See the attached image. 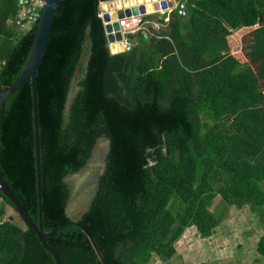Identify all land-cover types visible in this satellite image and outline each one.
Wrapping results in <instances>:
<instances>
[{
  "label": "trees",
  "instance_id": "trees-1",
  "mask_svg": "<svg viewBox=\"0 0 264 264\" xmlns=\"http://www.w3.org/2000/svg\"><path fill=\"white\" fill-rule=\"evenodd\" d=\"M183 1L184 16L173 8L141 15L147 25L116 53L95 0H60L53 13L34 102L40 227L62 226L44 238L61 264H101L81 228L105 264H152L174 255L187 227L212 234L216 196L225 206L264 205V0ZM14 11L15 0H0V88L19 74L36 26L14 39ZM240 28H247L238 41L243 66L228 42ZM100 136L108 142L102 172L71 220L63 179L85 164ZM0 174L37 225L29 80L3 104ZM0 195L1 218L4 205L15 209ZM9 216L0 221V264H55L35 233ZM255 251L264 264V232Z\"/></svg>",
  "mask_w": 264,
  "mask_h": 264
},
{
  "label": "rangeland",
  "instance_id": "rangeland-1",
  "mask_svg": "<svg viewBox=\"0 0 264 264\" xmlns=\"http://www.w3.org/2000/svg\"><path fill=\"white\" fill-rule=\"evenodd\" d=\"M171 5L172 1L169 0L168 6ZM168 11L165 9L160 12ZM146 25V22L142 23V26ZM12 28L13 38L17 39L29 28V24H25L20 29ZM246 29L232 30L228 36L230 52L237 58L240 66L245 64V60L238 49V41ZM85 47L86 43L83 50ZM85 57V55L81 57L82 66ZM80 76L76 74L70 82L66 105L77 89ZM124 96L122 94L121 98L124 99ZM107 146L106 137H98L85 164L78 171L66 175L63 179L68 188L65 212L71 220L79 217L91 199L97 178L103 169ZM171 199L174 197L172 196ZM4 207L7 215H11L15 220L19 219L11 207L8 205ZM210 208L214 210L213 212L219 219L218 225L210 236L201 238L194 226L187 227L174 243V255L165 262L154 259L152 264H262L261 255L255 251V242L264 232V205L259 207L243 205L241 208L225 206L220 197L216 196Z\"/></svg>",
  "mask_w": 264,
  "mask_h": 264
},
{
  "label": "water",
  "instance_id": "water-1",
  "mask_svg": "<svg viewBox=\"0 0 264 264\" xmlns=\"http://www.w3.org/2000/svg\"><path fill=\"white\" fill-rule=\"evenodd\" d=\"M96 1V7L95 9L98 11V6L100 4H106L109 3L112 5V9L110 11H106L107 13H113V20L114 24L116 26V31L118 33V38L113 40L110 39L106 32V25H109L110 22L106 21L107 19H104L101 16V10L99 9L98 16L101 18L103 30L105 33L106 41L108 44V49L110 53H116L123 51V46L121 42V34L119 31V28L116 23V19L120 18L122 16H129L139 13H132V14H126L125 10L131 7L137 6V0H95ZM60 0H46L45 4L41 10V13L39 15V18L36 22L33 38L31 41V44L29 46V49L27 51L25 62L19 72V74L15 77V79L7 86L0 88V114L2 113L3 104L7 97H9L21 84H23L25 81L29 80L32 86V99H33V123H34V148H35V162H36V181H37V209H38V219L39 223L36 225L30 217L28 216L23 204L19 200V198L14 194V192L10 189L8 184L4 181L2 175L0 174V193L11 203L13 208L15 209V212L21 221V223L24 225V227L29 228L32 232L35 233L38 241L40 242L41 246L52 256L55 264H61L60 259L56 251L48 246L45 242V236L55 234L57 231H59L62 226L56 227L52 230L43 232L40 227V204H39V196H40V190H39V163H38V146H37V121H36V106L34 102V74L35 69L37 65L39 64L45 48L47 44L50 24L52 20L53 13L58 5ZM166 8L160 10L163 11ZM151 13V12H149ZM147 14V13H143ZM139 14V15H143ZM128 39H131V37L127 36ZM117 42V43H114ZM111 44H118L120 46L119 48L113 50L111 47ZM117 46V47H118ZM9 220H11L13 217L10 215ZM84 235L87 237L97 259L101 264H105L102 256L100 255V252L92 239L91 235L83 228H81Z\"/></svg>",
  "mask_w": 264,
  "mask_h": 264
},
{
  "label": "built area",
  "instance_id": "built-area-1",
  "mask_svg": "<svg viewBox=\"0 0 264 264\" xmlns=\"http://www.w3.org/2000/svg\"><path fill=\"white\" fill-rule=\"evenodd\" d=\"M46 0H15V11L13 16L8 20V23L16 29L23 28L25 24H29V27L37 22L41 10ZM173 6L168 8L175 9L176 13L180 16L185 15V4L183 0H173ZM167 17L163 18V22H166ZM117 26L119 28L122 37L123 50H127L129 47V39L127 35L134 34L138 29L142 27L141 15L134 14L129 16H122L116 19ZM152 26L155 29L163 27L164 24L152 22ZM2 198L0 195V202ZM6 214L0 218V221L5 220ZM157 261V260H156ZM156 264V263H155Z\"/></svg>",
  "mask_w": 264,
  "mask_h": 264
},
{
  "label": "bare ground",
  "instance_id": "bare-ground-1",
  "mask_svg": "<svg viewBox=\"0 0 264 264\" xmlns=\"http://www.w3.org/2000/svg\"><path fill=\"white\" fill-rule=\"evenodd\" d=\"M167 6V1L166 0H137V6L131 7L125 10L126 14H132V13H149V12H155V11H160ZM104 7V5H102ZM101 16L104 19H107L106 21H109L110 24L106 25L105 29L107 32V35L110 39H117L118 38V33L116 31V26L114 24L113 20V13L111 12L110 14L106 12V10L101 11ZM118 44H111V47L113 50L119 48Z\"/></svg>",
  "mask_w": 264,
  "mask_h": 264
},
{
  "label": "crops",
  "instance_id": "crops-1",
  "mask_svg": "<svg viewBox=\"0 0 264 264\" xmlns=\"http://www.w3.org/2000/svg\"><path fill=\"white\" fill-rule=\"evenodd\" d=\"M167 1V8H170V7H172L173 6V0H171L172 1V5L171 6H168V2H169V0H166ZM102 5H104V7H102ZM98 8L101 10V11H103V10H106V11H110L111 9H112V5H110L109 3H106V4H100L99 6H98ZM240 29H242V28H240ZM237 34V33H236ZM129 41H130V39H129ZM121 42H122V39H121ZM114 43H117V42H114ZM7 214V213H6ZM219 220V219H218ZM262 234V233H261ZM260 234V235H261ZM259 235V236H260ZM258 239V238H257ZM217 247V246H216Z\"/></svg>",
  "mask_w": 264,
  "mask_h": 264
}]
</instances>
